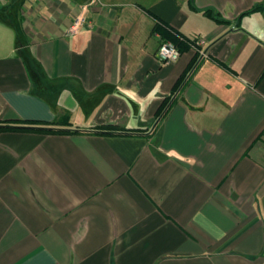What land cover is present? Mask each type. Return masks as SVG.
<instances>
[{"label":"crops","instance_id":"obj_1","mask_svg":"<svg viewBox=\"0 0 264 264\" xmlns=\"http://www.w3.org/2000/svg\"><path fill=\"white\" fill-rule=\"evenodd\" d=\"M257 5L0 6V124L64 127L68 116L81 130L0 132V264H264V9L247 13ZM158 19L204 39L206 55L192 45L159 61ZM106 126L119 129L97 132Z\"/></svg>","mask_w":264,"mask_h":264},{"label":"trees","instance_id":"obj_2","mask_svg":"<svg viewBox=\"0 0 264 264\" xmlns=\"http://www.w3.org/2000/svg\"><path fill=\"white\" fill-rule=\"evenodd\" d=\"M261 9H264V5H257L253 7L251 10H249L247 13L255 12ZM207 12L214 15L216 19L221 20L219 19V17H217V14H214L212 12V10L209 9L207 10ZM156 29L163 33L165 37V41H168V40L172 41L180 48L181 51L189 48V46L194 45L195 39L183 37L177 31H174L173 29L169 28L167 25H164L159 19L157 20V23H156ZM162 112H163V109L161 108L159 113L161 114ZM3 122L4 123L0 124V132L3 130H31V131H38V132H44V133H77L81 131L79 129L71 127V122L69 121L68 116H66L62 122L63 124L62 126L64 127L44 126V125H40L41 123H39V121H34V120H25V121L17 122L21 124H15V123L13 124L7 121H3ZM103 129L109 130L110 132L102 131V129L97 132L112 133V131L119 129V128L116 126H106ZM137 130L139 129H124V132L132 133V132H136Z\"/></svg>","mask_w":264,"mask_h":264},{"label":"built area","instance_id":"obj_3","mask_svg":"<svg viewBox=\"0 0 264 264\" xmlns=\"http://www.w3.org/2000/svg\"><path fill=\"white\" fill-rule=\"evenodd\" d=\"M8 0H0V6L4 4ZM96 0H93V2ZM87 5H84L81 7V11L79 14L76 15L74 18L72 24L69 27V33L70 34H75L79 31V29L84 25L86 22V12H87ZM195 47L199 48L202 50L201 56H205L206 52L203 51L204 47L206 46V41L200 37L195 39L194 45ZM182 55V51L180 48L173 43L172 41H163L158 49L157 52V58L159 61H161L164 64H169L176 62L177 60L180 59Z\"/></svg>","mask_w":264,"mask_h":264},{"label":"rangeland","instance_id":"obj_4","mask_svg":"<svg viewBox=\"0 0 264 264\" xmlns=\"http://www.w3.org/2000/svg\"><path fill=\"white\" fill-rule=\"evenodd\" d=\"M168 41H170V40H168Z\"/></svg>","mask_w":264,"mask_h":264}]
</instances>
